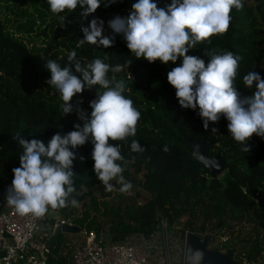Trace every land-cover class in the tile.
I'll return each instance as SVG.
<instances>
[{
  "label": "trees",
  "instance_id": "1",
  "mask_svg": "<svg viewBox=\"0 0 264 264\" xmlns=\"http://www.w3.org/2000/svg\"><path fill=\"white\" fill-rule=\"evenodd\" d=\"M135 2L118 0L107 7L102 3L87 19L80 15V8L73 13L66 11L59 14L65 19V27H62L59 16L51 12L47 0H38V16L32 15L31 21L20 23L16 30L27 34L39 31L38 36H44L47 46L44 53L41 47L30 46L24 38L10 31L6 21L0 17V197L6 201L8 189L4 185L11 186L14 178L12 169L20 166L22 148L14 137L20 135L24 139L37 138L47 142L58 132L66 134L75 130L74 125H83L75 110L63 115L62 100L57 90L47 83L51 74L44 66L47 60H56L63 67L68 64V55L75 51L76 58L85 66L105 56L108 57L106 63L120 66L121 71L115 75L118 80L126 82L124 95L133 100L141 118L135 137L110 143L119 145L127 162L123 164L125 179L129 180L132 173L142 174L139 186L151 195L144 205H127L122 202V196L117 197L118 201L105 200L100 204L96 191L101 181L93 170V144L89 141L73 149L77 156L73 164L77 193L73 196L79 205L85 207L82 216L76 219L81 228L97 233L109 232L113 242L126 241L136 233L150 236L157 230L160 218H167L172 225L184 215L194 216L195 205L199 201L210 203L205 217L209 220L220 217L219 227L227 225V219L236 214L248 222L257 221L264 228V138L254 134L248 141L249 151L245 152L228 132L225 118L221 117L217 123L209 122L205 129L198 107L192 110L180 106L176 90L167 80V73L180 66L182 58L168 64L159 60L149 63L145 59H136L123 36L115 34L108 25V21L117 15L126 17ZM154 2L158 7H165L171 0ZM243 2L242 11H232L227 33L211 37L210 44H198L188 54L205 57L206 64L210 59L206 55L207 48L218 53L231 51L240 55L243 59L235 86L245 97L253 95L255 84L251 89L246 88L243 76L249 71L261 75L260 67L264 65V0ZM23 14H27L26 11ZM93 18L104 21L105 36H115L112 47L98 48L87 43L78 45L77 41L83 39L82 27H88ZM73 72L80 75L75 73L74 66ZM108 75L111 77L113 73L110 71ZM97 90L102 91L98 86ZM96 95L95 88L85 89L73 98L74 108H81L82 101L92 110L90 101ZM213 128L216 130L212 131ZM186 137L206 141L211 144L209 155L225 159L222 177L212 175L204 163L193 157L194 150ZM132 140L139 141L146 150L133 152ZM165 146L168 151L164 150ZM134 181L131 180L132 185ZM100 217L108 219L110 225H103ZM199 232L205 233V228H200ZM55 238L59 241L55 240L54 257L50 258L49 264H70V252V258L61 254V234H55ZM243 259L247 264H264V241L257 240L250 245Z\"/></svg>",
  "mask_w": 264,
  "mask_h": 264
},
{
  "label": "clouds",
  "instance_id": "2",
  "mask_svg": "<svg viewBox=\"0 0 264 264\" xmlns=\"http://www.w3.org/2000/svg\"><path fill=\"white\" fill-rule=\"evenodd\" d=\"M117 2L47 0L53 14L73 13L80 8V15L85 19L102 3L107 7ZM243 8V0H171L165 7H158L154 0H136L126 17L117 15L108 21V25L115 34L123 36L136 59L168 64L182 58V64L167 73L180 106L192 110L198 107L205 129L209 122L217 123L221 117L225 118L231 137L247 152L248 141L254 134L264 138V78L255 71L245 74L243 85L251 89L255 84V91L251 96L242 97L235 86L243 59L240 55L207 48L206 55L210 59L206 64L199 56L188 54L198 44H210L211 37L227 33L232 11ZM82 32L83 39L77 41L78 45L87 43L109 48L115 41V36L104 35V21L99 18H93L88 27H82ZM106 59L107 56L96 58L85 66L73 51L67 57L68 64L63 67L56 60L45 62L44 66L51 74L47 83L59 93L63 115L75 110L83 125H74L75 130L66 134L58 132L47 142L37 138L24 139L20 135L14 137L22 152L20 166L12 169L14 178L6 202L19 215L43 217L49 209L79 206L73 196L77 193L73 171L77 156L73 149L89 141L93 144V170L105 190L113 191V180L120 184L122 193L132 188L123 175V164L127 162L120 147L110 141L135 137L141 113L134 107L133 100L124 95L126 82L115 75L121 71L120 66H112L105 62ZM73 66L79 76L74 74ZM97 86L102 91H98ZM93 88L97 95L90 101V115L80 107L74 108L73 98L85 89ZM131 149L138 153L146 150L137 140H132ZM164 150L168 151L167 146ZM201 256L199 251L193 252V264H199Z\"/></svg>",
  "mask_w": 264,
  "mask_h": 264
},
{
  "label": "rangeland",
  "instance_id": "3",
  "mask_svg": "<svg viewBox=\"0 0 264 264\" xmlns=\"http://www.w3.org/2000/svg\"><path fill=\"white\" fill-rule=\"evenodd\" d=\"M38 7V0H12L10 2L7 0H0V17L6 21L7 28L10 31L24 38L30 46L34 44L37 47H41L42 53H44L47 46L44 41V36H38L39 31L27 34L19 33V31L16 30L20 23H26L28 20L31 21L33 19L32 15L38 16L36 14V9ZM23 11H26L27 14H23ZM35 19L36 24L39 25L40 22L37 18ZM55 29L56 26L54 27V30ZM34 30L36 31V28ZM201 58L205 59L203 56H201ZM260 71V76L264 78V65L260 67ZM80 105L85 112L90 114L92 110L88 109L87 105L82 103H80ZM224 172L225 170L218 176L222 177ZM130 177L131 178L126 181L131 183V180H135L134 185H132V188L128 192L123 193L120 191L121 186L117 181L113 180L111 182L114 186L111 192L106 191L101 182L99 189L96 191V197L100 201L99 203L101 204L105 200L112 201L115 199L116 201L117 197L122 196L124 199L122 202L127 205H144L145 202L150 199L151 195L139 186V182L143 178L142 174L132 173ZM195 207L196 212L194 216L184 215L178 223L172 225L167 222L164 243L166 247H171L170 252L165 250H162V252L156 251L158 248L156 250L151 249V264H185L187 237L190 233L200 238L209 236L210 239L207 245L209 250L218 251L226 255H230V253L227 252L232 250L233 253H231V255L236 264H247L243 259L244 255L248 251L249 246L255 241H264V228L257 221L248 222L246 219L237 217L236 214H233L232 217L227 219V225L219 227L217 224L221 219L220 217H214L212 220L205 217L206 212L210 209V203L199 201L196 203ZM84 208L83 205H79L78 207L68 206L62 211L49 209V213H55L58 217H64L65 215L81 217ZM228 213L232 212L228 210ZM99 220L103 225H110V221L106 218L100 217ZM202 227L205 228V233L199 232V229ZM60 234L62 241L61 254L62 256L70 258V254L72 255L76 247L84 241V234L80 232H61ZM107 234L111 237L109 232ZM55 240L59 241V238L53 239L54 243H56ZM162 244L163 241L160 234V245Z\"/></svg>",
  "mask_w": 264,
  "mask_h": 264
},
{
  "label": "built area",
  "instance_id": "4",
  "mask_svg": "<svg viewBox=\"0 0 264 264\" xmlns=\"http://www.w3.org/2000/svg\"><path fill=\"white\" fill-rule=\"evenodd\" d=\"M77 218H49L47 213L43 217L21 216L0 197V264H49L54 257L56 229L63 225L78 226ZM167 222V218H160L157 230L150 236L136 233L122 242H113L108 232L97 233L79 226L85 239L76 247L70 264H151V249L170 252L171 247L164 243Z\"/></svg>",
  "mask_w": 264,
  "mask_h": 264
},
{
  "label": "water",
  "instance_id": "5",
  "mask_svg": "<svg viewBox=\"0 0 264 264\" xmlns=\"http://www.w3.org/2000/svg\"><path fill=\"white\" fill-rule=\"evenodd\" d=\"M58 20L62 27H65V19L63 16H59ZM188 143L194 150V158L204 163L210 170L212 175H219L225 170V159L218 155H209L208 152L211 149V144L206 141H194L190 137H186ZM49 218L56 217L55 213H47ZM79 226L63 225L56 229V234L61 232H81ZM210 237L204 238L197 237L193 233L188 234L187 247L185 255V264H193L192 253L199 251L202 256L199 259V264H236L233 261L232 255H226L218 251H212L207 248Z\"/></svg>",
  "mask_w": 264,
  "mask_h": 264
},
{
  "label": "crops",
  "instance_id": "6",
  "mask_svg": "<svg viewBox=\"0 0 264 264\" xmlns=\"http://www.w3.org/2000/svg\"><path fill=\"white\" fill-rule=\"evenodd\" d=\"M62 217V216H61ZM107 234V233H106ZM139 243V242H138Z\"/></svg>",
  "mask_w": 264,
  "mask_h": 264
}]
</instances>
